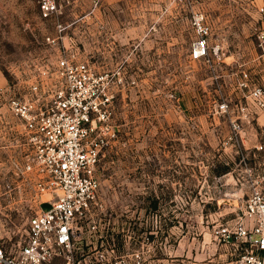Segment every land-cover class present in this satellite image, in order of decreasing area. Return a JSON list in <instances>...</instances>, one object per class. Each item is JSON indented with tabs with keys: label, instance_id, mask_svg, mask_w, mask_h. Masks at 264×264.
<instances>
[{
	"label": "rangeland",
	"instance_id": "374dc122",
	"mask_svg": "<svg viewBox=\"0 0 264 264\" xmlns=\"http://www.w3.org/2000/svg\"><path fill=\"white\" fill-rule=\"evenodd\" d=\"M263 1L62 0L58 14L44 19L37 0H0V239L7 248L48 206L33 199L20 170L23 143L7 98L74 51L134 80L119 85L115 134L97 166L101 224L130 234V245L144 231L156 249L150 264H225L220 230L264 175V108L244 96L252 84L264 85L256 39ZM196 12L211 25L221 62L190 57ZM224 97L247 107L240 136L230 137L235 113L216 111Z\"/></svg>",
	"mask_w": 264,
	"mask_h": 264
},
{
	"label": "built area",
	"instance_id": "2783aa9c",
	"mask_svg": "<svg viewBox=\"0 0 264 264\" xmlns=\"http://www.w3.org/2000/svg\"><path fill=\"white\" fill-rule=\"evenodd\" d=\"M61 1L37 0L40 16H56ZM258 9L264 14V1ZM192 29L190 57L221 62V45L212 39L203 13L193 14ZM256 39L264 47V25L258 27ZM133 81L120 67L98 68L65 51L7 98L23 143L20 170L29 175L33 199L48 206L28 217L19 245L7 248L0 239V264H150L148 257L156 249L144 231L130 245V234L101 224L104 205L97 166L103 145L115 134L111 114L119 85ZM244 96L264 108V85L252 84ZM216 111L235 113L230 137L240 136L238 118L248 114L242 100L232 104L224 97ZM44 194L48 197L43 199ZM240 210L220 230L226 263L264 264V175L255 179Z\"/></svg>",
	"mask_w": 264,
	"mask_h": 264
},
{
	"label": "crops",
	"instance_id": "0c3cea01",
	"mask_svg": "<svg viewBox=\"0 0 264 264\" xmlns=\"http://www.w3.org/2000/svg\"><path fill=\"white\" fill-rule=\"evenodd\" d=\"M225 264H228V263H225Z\"/></svg>",
	"mask_w": 264,
	"mask_h": 264
}]
</instances>
